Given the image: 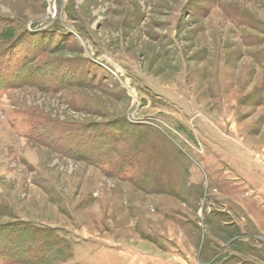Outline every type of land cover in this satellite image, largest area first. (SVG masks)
<instances>
[{
    "label": "rangeland",
    "instance_id": "1",
    "mask_svg": "<svg viewBox=\"0 0 264 264\" xmlns=\"http://www.w3.org/2000/svg\"><path fill=\"white\" fill-rule=\"evenodd\" d=\"M232 160L263 173L264 0H0V264L206 244Z\"/></svg>",
    "mask_w": 264,
    "mask_h": 264
},
{
    "label": "crops",
    "instance_id": "2",
    "mask_svg": "<svg viewBox=\"0 0 264 264\" xmlns=\"http://www.w3.org/2000/svg\"><path fill=\"white\" fill-rule=\"evenodd\" d=\"M255 161L228 162L230 167L227 171L231 174L227 176L228 172L226 171L225 174L223 172L215 187L205 189V194L209 193V198L213 195L214 203H218L220 207L215 210L221 212H218L220 217L215 218L208 217L212 215L210 208L203 212L206 226L211 227L206 230L207 238L204 239L207 241L206 244H198V234L187 227L179 231L181 234L178 235V238L185 239L184 249L178 244L173 251L162 250L156 241L162 234L152 228L154 240L148 242L151 244L150 249H137L132 255L130 250H121L119 253L105 250L103 251L105 264H220L218 260L208 259L207 254L218 248L225 253L238 240L259 243L255 245L259 248L261 244H264V167L263 173L261 171L259 173ZM228 178L231 179L230 182ZM223 214L228 215L229 220L224 219ZM170 236L168 230L165 237L168 238L167 240L174 241ZM226 238L230 239L228 246L224 245ZM172 245L175 244L172 243Z\"/></svg>",
    "mask_w": 264,
    "mask_h": 264
},
{
    "label": "trees",
    "instance_id": "3",
    "mask_svg": "<svg viewBox=\"0 0 264 264\" xmlns=\"http://www.w3.org/2000/svg\"><path fill=\"white\" fill-rule=\"evenodd\" d=\"M25 236V234L24 235H19V237H16V241H17V243H29V241H28V239H27V237H24Z\"/></svg>",
    "mask_w": 264,
    "mask_h": 264
}]
</instances>
